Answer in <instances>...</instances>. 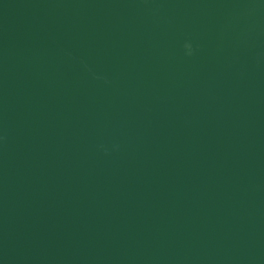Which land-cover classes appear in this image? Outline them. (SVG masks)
Masks as SVG:
<instances>
[{
    "label": "water",
    "instance_id": "obj_1",
    "mask_svg": "<svg viewBox=\"0 0 264 264\" xmlns=\"http://www.w3.org/2000/svg\"><path fill=\"white\" fill-rule=\"evenodd\" d=\"M0 264H264V0H0Z\"/></svg>",
    "mask_w": 264,
    "mask_h": 264
},
{
    "label": "clouds",
    "instance_id": "obj_2",
    "mask_svg": "<svg viewBox=\"0 0 264 264\" xmlns=\"http://www.w3.org/2000/svg\"><path fill=\"white\" fill-rule=\"evenodd\" d=\"M184 48L187 50L186 54L191 55L192 54V45L188 42H185Z\"/></svg>",
    "mask_w": 264,
    "mask_h": 264
}]
</instances>
